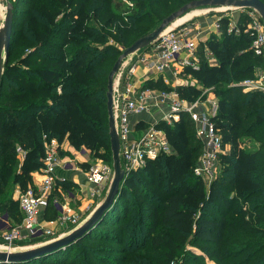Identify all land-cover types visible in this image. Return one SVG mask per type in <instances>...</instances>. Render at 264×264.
Wrapping results in <instances>:
<instances>
[{
    "label": "trees",
    "instance_id": "16d2710c",
    "mask_svg": "<svg viewBox=\"0 0 264 264\" xmlns=\"http://www.w3.org/2000/svg\"><path fill=\"white\" fill-rule=\"evenodd\" d=\"M128 1H11L12 43L0 89V214L7 213L11 224L23 218L14 190L35 186L33 174L44 166L50 139L111 161L107 85L124 50L118 45L126 48L148 33L127 45L137 25L153 27L191 0ZM248 18L242 15L230 29L231 16H222L219 33L199 41L196 66L181 71L192 80L174 88L189 102L205 90L217 99L213 120L226 151L209 186L194 171L203 147L191 137L194 121L187 113L173 123L161 120L156 126L172 151L128 172L115 202L90 231L51 253L0 264H186L201 256L191 248L218 264H264V93L240 85L256 78L264 54L252 47L256 32L247 30ZM142 87L170 90L162 79H148ZM147 124L140 120L136 126ZM253 139L258 145L247 147ZM56 183L45 219L59 213L54 195L77 186L70 179ZM144 231L149 240L140 243ZM74 249L79 256H71Z\"/></svg>",
    "mask_w": 264,
    "mask_h": 264
},
{
    "label": "built area",
    "instance_id": "2783aa9c",
    "mask_svg": "<svg viewBox=\"0 0 264 264\" xmlns=\"http://www.w3.org/2000/svg\"><path fill=\"white\" fill-rule=\"evenodd\" d=\"M249 9L247 30L253 29L256 32L252 47L256 54H264V21L256 10ZM222 16L224 15L218 17L215 22V32L219 33V20ZM236 25L237 22L231 18L230 29ZM198 40V34L186 25L166 30L151 44V49L138 56L136 62L126 71L125 78L129 80L127 84H132L131 77H137L139 81L137 70L141 67L143 69L141 79L156 78L155 73H158L168 82L173 74V72L170 73L173 66L175 67L174 74L179 71L177 66L180 69L186 65L196 66ZM208 57L212 59V54L208 53ZM142 82L141 80V84ZM240 85L244 91L260 90L264 93V74L260 78L245 79ZM115 92H117L116 89L114 91V112L120 136L121 159L126 174L144 167L148 159L155 158L160 153H170L172 149L167 136L162 129L156 126V123L161 120L173 123L180 119L182 113H187L195 123L199 124L197 136L203 144L201 155L194 169L195 174L202 176L205 182L211 183L214 172L219 167V155L226 151L222 136L213 120L218 107L216 98L208 95L206 101L198 98L189 102L182 98L175 89L157 91L143 87L137 89L132 97H127L119 91L117 94ZM151 97L158 99L157 103L165 105L166 109L156 121L148 123L143 128H134L130 124L131 114L148 111L151 107L149 102ZM205 103L207 106L203 108L202 105ZM137 132L138 134L134 135ZM60 149H62V143L60 144L57 139L52 138L46 142L44 166L36 171L42 176L41 182L21 191L18 198L23 213L21 223L11 224L7 213L0 214V228L3 230L1 234L3 241L0 248L17 249L20 247L21 240L26 237L40 240L50 239L62 233L63 230L69 231L83 221L82 213L73 212L67 208H62L56 218L45 219V224L39 221L40 215L43 216L44 210L49 205L57 180L63 179L57 176V169L63 165ZM112 176V167L102 159L91 163L86 168L90 199L88 203L90 201L92 203V200L99 197L104 186L109 185ZM53 202L58 205L59 200L55 197Z\"/></svg>",
    "mask_w": 264,
    "mask_h": 264
},
{
    "label": "water",
    "instance_id": "95a60500",
    "mask_svg": "<svg viewBox=\"0 0 264 264\" xmlns=\"http://www.w3.org/2000/svg\"><path fill=\"white\" fill-rule=\"evenodd\" d=\"M228 6L232 8H251L258 12L264 21V1L263 0H191L179 9L173 11L150 32L138 37L132 44L124 48L108 75L107 85V108L109 133L112 151L113 176L107 187L103 198L96 207L83 219L77 226L65 233L57 234L55 237L45 240H39L35 243L25 245L19 249L0 248V262L24 261L51 253L61 249L82 238L98 222L106 209H108L116 200L121 184L126 177L120 152V136L117 128L114 112V91L116 77L121 69L124 60L152 44L166 30L171 29V25L189 10L200 7H219ZM13 4L6 0L5 13L3 21L0 24V89L2 86L5 65L8 62L9 50L12 43L13 33Z\"/></svg>",
    "mask_w": 264,
    "mask_h": 264
},
{
    "label": "rangeland",
    "instance_id": "374dc122",
    "mask_svg": "<svg viewBox=\"0 0 264 264\" xmlns=\"http://www.w3.org/2000/svg\"><path fill=\"white\" fill-rule=\"evenodd\" d=\"M9 1L11 2V1H13V0H9ZM120 1L123 2V5H127V4L129 3L128 0H120ZM5 6H6V0H0V13H2V14H0V24H1L2 21H3V16H4V13H5ZM1 7H2V8H1ZM204 8H209L208 11H207L206 13H203V14H201V15L195 16V17H193L192 19H190V20H188L187 22H185V23L182 24V25H184V26H185V25H186V26H189V27L193 30L194 33H197V34H198V37H199L198 43H199V41H202V42L206 41V39L209 38L210 34H211L213 31H215V29H216V28H215V22H216L217 18L220 17L221 15L228 14L229 16H231L232 20H234L235 22H238L239 19H240V17H241L242 15H248L249 12H250V9H249V8H246V9H245V8H239V9H238V8H231V9H228V10H225L224 12H222V11H217V10L215 11L213 8L210 9V7H200V9H204ZM196 9H199V8H196ZM161 18H162V17H161ZM161 18H160V20H159V21H158L153 27H150V28H146V26L143 25V24H139V25H137L136 28L138 29L139 32H138L135 36H133L134 38H132L131 41H130L127 45H129V44H130L134 39H136L138 36H140V35L146 33L147 31L149 32V31H151L153 28H155V27L159 24V22L161 21ZM182 25H179V26H177V27H178V28H179V27H182ZM118 46H119V48H120L121 51L125 48V46H123V45H118ZM151 46H152V45L150 44L149 46L142 48L141 50L137 51L136 53L132 54L131 56L127 57V58L124 60L122 66H121V69H120V71H119L120 75H121V73H122V81H121V84H120V88H118V87L115 88L116 91H117V92H115L116 94L118 93V91L121 92V90L124 88V86H126V87L129 86V85L127 84V82H129V80H127V78H125V73H126V71L132 66V64H134V63L136 62L138 56L143 55V53L149 51V50L151 49ZM26 50H27V49H26ZM26 50H25V51H26ZM17 54H18V51L15 52V53L13 54L12 59H14V58L16 57ZM196 56L198 57L197 54H196ZM197 59H198V58H197ZM124 64H125V65H124ZM177 67H178V69H179V71H178L177 74H174V73H175V67H174V66L172 67V71H170V73L173 72V74H172L171 78H169L168 82L165 81V80L162 78V76L158 75V73H157V74L155 73V77H156V78H148V79H154V80L162 79V81L170 87V90H167V91H171V90H173L177 85L192 80V77H191L190 75L187 76V75L181 73V71H182L183 68L180 69L179 66H177ZM256 71H257L256 78H257V77L260 78V76L264 74V67L257 68ZM119 73H118L117 77L119 76ZM136 78H137V77H131V82L134 81V80H136ZM139 79H141V78H139ZM148 79H147V80H148ZM141 80H142L143 82H142V84H140L141 82H139L140 86L138 87V89L142 88L144 82L146 81V80H143V79H141ZM115 87H116V86H115ZM126 87H125V88H126ZM155 90L160 91V90H164V89L157 88V89H155ZM134 93H136V91H135ZM208 95H209L208 91H207V92H204V94H203V96H202V98H203L204 101H206V98H207ZM203 106H204V107H203ZM206 106H207V103H205L204 105H202L203 108H206ZM159 116H160V115H159ZM106 127H107V130H108V133H109V124H108V121L106 122ZM198 128H199V124L194 122L193 129H192V131H191V137H192V138H193V134L197 136ZM197 137H198V136H197ZM254 144L258 145V143L253 139L252 142L247 143L246 146H247V147H251V146L253 147ZM111 152H112V151H111ZM76 154H77V153H76ZM110 155H111V154H110ZM78 156H79L80 159L82 158V159H81L82 161L87 160V159H90V161H91L90 163H95V162H97V161H100V159L93 158V157L91 156V154H89V155H85V154L79 153ZM111 157H112V156H111ZM103 161H104V160H103ZM104 162H106L108 165H110V166L112 167V158H111V161H110V162H107V161H104ZM112 169H113V167H112ZM259 172H260V171H259ZM218 173H219V167L216 168V170H215V172H214V177H215L216 175H218ZM214 177H213V178H214ZM213 178H212V179H213ZM87 182H88V181H87ZM206 185L209 186V182L206 181ZM106 186H107V185H106ZM107 187H108V186H107ZM107 187L104 186V189H103V190L101 191V193L98 195L99 197H98L97 199H95V200H92V201H93V203H92V204H93V208H92V209H89V211L87 212V214L90 213V212L96 207V205L98 204V202L103 198V196H104L105 193H106ZM74 191H75V190H73V191H71V190H70V191H67V194H72ZM87 196H88V198H89V195H87ZM57 197H58V199H59V196H58V195H57ZM100 198H101V199H100ZM59 200H60V199H59ZM89 200H90V199H89ZM92 204H91L89 207H91ZM82 215H84L83 218H85L86 213L83 212ZM56 235H57V234H56ZM251 237H255V236L252 235ZM139 238H140V243L149 240L148 237H147V233H146L145 231L142 232V234L139 235ZM41 239H43V238H41ZM24 240H25V239H24ZM24 240H21L22 243H21V242H20V243L23 244V243H24ZM2 241H3V239H2V235L0 234V244L2 243ZM88 245H91L92 247H93V246H94V247H97V246L100 245V243H93V244H92V243H89ZM144 249H146V248H144ZM251 249H252V248H251ZM191 250L194 251V252H196V253H199V255H201V256H200V259H198L196 262L191 261V260H188V261L186 262V264H218L216 261H214V259H213L211 256H209V255L206 254V253H203V251H201V250H197V249H195V248H191ZM249 251H250V250H249ZM75 253H76V254L78 253L77 256L80 255V252H79V251L76 252L75 249H74V250L72 251L71 256H72V257L75 256ZM112 254H113V255H117L116 252H112ZM77 256H76V257H77ZM78 260L80 261L81 258L79 257ZM171 264H178V263L175 262V263H171Z\"/></svg>",
    "mask_w": 264,
    "mask_h": 264
},
{
    "label": "crops",
    "instance_id": "0c3cea01",
    "mask_svg": "<svg viewBox=\"0 0 264 264\" xmlns=\"http://www.w3.org/2000/svg\"><path fill=\"white\" fill-rule=\"evenodd\" d=\"M2 14V13H0ZM137 75L139 76V78L141 77L142 73H143V69L142 67L139 68L137 70ZM153 75V74H151ZM139 81L134 80L132 82L131 85H129L128 87L124 86V88L121 90V94H124L127 97H132L134 92L138 89V87L140 86L139 82H141V79H139ZM122 81V73L119 76L116 77V82H115V88H120V84ZM126 87V88H125ZM157 100L155 97H151L149 99V102L151 104V107L148 111L145 112H141V113H132L130 116V124L136 128L137 123L140 120H144L147 123H151L154 122L158 119L159 115L166 109V107H164L165 105L162 104H158ZM138 129V127H137ZM138 134L135 133L134 135ZM77 153V154H76ZM82 153L85 155H89L90 151H88L87 149H81V150H77L75 148H73L67 140L63 141L62 143V151H61V156L63 159V165L62 167L57 169V176L58 178H63L60 180H64V179H70L73 182H75V184H77V186L75 187V191L72 194H67L66 191H62V193L54 195L53 199L58 195V197H56L59 200L58 205L55 204L56 209L58 210V212L62 209V208H67L70 209L73 212H80L86 213V216L89 214H87V212L89 211V209L93 208V202L91 203V201L88 203L89 198H88V190H89V183L87 182V178H86V168L82 167V163L83 162H91L90 159L84 160L82 161L78 154ZM33 178H34V184L38 185L41 182V174L34 172L33 174ZM58 184L56 183L55 186H57ZM55 190V189H54ZM58 190L60 191V187L58 186ZM21 193V190L19 188V186H16L15 190H14V199H18L19 195ZM88 203V205H87ZM91 207H88L89 205H91ZM40 223L45 224V218L40 215L39 218ZM25 232L27 233V230H25ZM67 232V230H63L62 233ZM3 233L2 228H0V234ZM25 239V240H24ZM24 243L19 244L20 247H18L17 249L24 247L25 245L28 244H32L30 241L32 239H30L29 237L24 238ZM35 243V242H33Z\"/></svg>",
    "mask_w": 264,
    "mask_h": 264
},
{
    "label": "bare ground",
    "instance_id": "6f19581e",
    "mask_svg": "<svg viewBox=\"0 0 264 264\" xmlns=\"http://www.w3.org/2000/svg\"><path fill=\"white\" fill-rule=\"evenodd\" d=\"M2 8V7H1ZM232 7L228 6H219V7H214L213 9L216 11H225L228 9H231ZM209 8H204V9H192L189 10L187 13L182 15L180 18H178L170 27H177L179 25H182L183 23L187 22L188 20L192 19L195 16L201 15L203 13H206ZM211 9V8H210ZM125 65V64H124Z\"/></svg>",
    "mask_w": 264,
    "mask_h": 264
}]
</instances>
